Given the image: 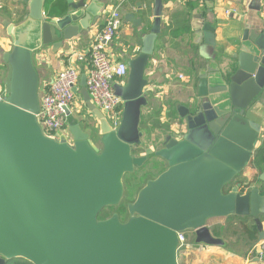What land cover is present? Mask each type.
Masks as SVG:
<instances>
[{
  "label": "water",
  "instance_id": "water-1",
  "mask_svg": "<svg viewBox=\"0 0 264 264\" xmlns=\"http://www.w3.org/2000/svg\"><path fill=\"white\" fill-rule=\"evenodd\" d=\"M23 1L29 6L24 21L4 23L11 50L1 63L7 73L0 100V264H180L179 234H189L198 246L223 247L211 223L230 218H253L264 240V174L244 193L235 185L264 131V13L244 26L239 51L228 56L232 63L221 68L209 58L196 98L176 106L185 134L137 155L144 145L142 112L150 105L145 75L162 31L163 0H154L153 24L128 62V78L111 82L124 104L119 125L114 128L91 102L82 74L73 92L88 111L83 119L97 127L82 130L67 109L68 138L61 132L50 137L39 122L35 55L49 46L57 53L97 24L102 5L67 0L64 15L50 19L47 0ZM153 158L167 169L126 206L129 220L123 223L117 214L100 220L106 209L123 204L125 177ZM250 264L264 261L256 257Z\"/></svg>",
  "mask_w": 264,
  "mask_h": 264
},
{
  "label": "crops",
  "instance_id": "crops-1",
  "mask_svg": "<svg viewBox=\"0 0 264 264\" xmlns=\"http://www.w3.org/2000/svg\"><path fill=\"white\" fill-rule=\"evenodd\" d=\"M61 1L67 9V0ZM79 1L74 0V2ZM91 1L87 0V2ZM96 1L102 5V17L97 24L91 25L88 30H83L77 37L65 42L57 53H53L51 46L36 53L35 64L41 75V96L46 93L61 70L76 63L77 56L87 57L84 62L75 64L79 67L81 75L89 72L88 56L93 40L117 8L121 12L123 24L117 37L106 45V52L113 62H123L127 65L130 60L138 56L143 46V38L150 32L153 24L154 0ZM163 4L162 31L156 40L155 51L145 75L150 82L146 90L150 105L143 109L141 131L144 133V138L150 139L158 135L165 143L168 136L178 139L185 134L186 128L183 120L178 116L176 106H190L191 99L196 98L199 74L207 68L208 59L213 57L217 62L216 65L221 68L232 63L228 56L239 51L244 26L249 22L252 24L259 14L264 13L262 12L264 0H163ZM24 12L25 16L22 17ZM28 12L29 6L23 0H0L2 82L7 73L3 71L5 67L1 64L2 56L3 53L11 50V45L8 44L11 40L4 23L19 24L24 21ZM204 26L208 28L206 31ZM78 100L73 110L74 117L80 120L82 130L96 131L97 123L83 119L89 116L88 111L81 96H78ZM160 117L164 120L163 124H150L153 118ZM61 134L69 137L68 125L66 131ZM259 175L258 170L249 167L236 180L235 185L243 186V182L246 184L253 182ZM242 176L244 179H241ZM254 184L255 182L251 186ZM248 219L256 227L254 219L250 217ZM238 220L225 219L211 223L213 235L223 238L226 242L225 246H198L194 244V238L190 237V247L187 251H191L190 248L200 249L201 253L208 257L205 259L208 263L214 255L216 256V252L228 249L236 254L227 253L237 260V264H250L257 257L258 244L264 240L258 241L254 247L250 246L246 237H242L241 243L237 242L238 234L242 230ZM261 222L264 231V216L261 217ZM182 258L186 262L189 259V252Z\"/></svg>",
  "mask_w": 264,
  "mask_h": 264
},
{
  "label": "built area",
  "instance_id": "built-area-1",
  "mask_svg": "<svg viewBox=\"0 0 264 264\" xmlns=\"http://www.w3.org/2000/svg\"><path fill=\"white\" fill-rule=\"evenodd\" d=\"M122 24L121 12L117 8L96 34L88 56L90 70L87 73V90L91 102L108 117L114 128L120 123L124 104L122 99L115 95L111 82L124 83L129 75V67L123 62H113L105 47L117 37ZM86 58L84 55H79L75 61L81 63L87 60ZM76 63L61 70L56 80L41 96L39 122L45 133L53 138H57L58 132L66 131V110L72 112L74 110L73 105L78 95L73 92V89L79 87L81 77ZM4 96L5 93L0 91V100ZM179 239L182 245L181 250L190 247L187 234H179ZM257 257L264 261V242L257 246Z\"/></svg>",
  "mask_w": 264,
  "mask_h": 264
},
{
  "label": "rangeland",
  "instance_id": "rangeland-1",
  "mask_svg": "<svg viewBox=\"0 0 264 264\" xmlns=\"http://www.w3.org/2000/svg\"><path fill=\"white\" fill-rule=\"evenodd\" d=\"M8 44L11 45V41H8ZM3 71L6 72L7 68L6 67L3 68ZM1 79L2 78H0V91L5 93V87ZM78 96L73 105V109H74L76 102L77 103L79 102V100L77 101ZM162 119L163 118L161 117L153 118L151 121L152 123L150 124H153V123H156L157 125L163 124L164 120ZM143 142H144V145L137 151V155H145L146 152L156 151L162 148L164 145L163 143L164 140L162 138H159L158 135L152 138L150 137V139L143 138ZM166 169H167V164L164 161L153 158L143 168L137 169V171L134 174L127 175L125 177L126 197H125L123 204L120 207L106 209L105 213L100 214L99 219L100 220L106 219L112 216L113 214H117L119 215L120 220L123 223H126L129 220V216L126 211V206L136 199L138 191H140V189L144 187L147 181L157 178ZM243 177L244 176H242L241 179H244ZM233 246H236V245H233ZM190 249L192 250L187 251V249L185 248L182 250V253H181L182 256L189 252V259L185 262L183 258L182 259L180 258L179 259L180 264H206L207 263L205 259L208 257L203 255L200 249L198 248L196 249L190 248ZM228 252L232 253L233 255H236L232 250H228V249L220 250L219 252L215 253L216 256L214 255V258L209 260L207 264H237V260L234 257L227 255Z\"/></svg>",
  "mask_w": 264,
  "mask_h": 264
},
{
  "label": "trees",
  "instance_id": "trees-1",
  "mask_svg": "<svg viewBox=\"0 0 264 264\" xmlns=\"http://www.w3.org/2000/svg\"><path fill=\"white\" fill-rule=\"evenodd\" d=\"M46 11H47V16L50 19H58L61 18L65 11H66V6L63 5L61 0H47L46 4ZM25 16V12L22 14V17ZM264 166V139L262 140L259 148L257 149L253 161L250 165L252 169L258 170L259 174L262 175L264 174V171H262V167ZM260 175L253 181L249 183L243 182V192L248 189L252 183H256L259 180ZM230 189L226 190V192H229ZM236 219L238 220V224L242 227V230L240 234H238L237 237V242L241 243L242 237H246L247 240L249 241V244L251 247H254L258 241H259V232L256 227L253 226V224L250 223L248 218H230V220ZM9 264H30L27 261L23 260H14L11 261Z\"/></svg>",
  "mask_w": 264,
  "mask_h": 264
},
{
  "label": "flooded vegetation",
  "instance_id": "flooded-vegetation-1",
  "mask_svg": "<svg viewBox=\"0 0 264 264\" xmlns=\"http://www.w3.org/2000/svg\"><path fill=\"white\" fill-rule=\"evenodd\" d=\"M172 137V136H171ZM187 237L190 238L191 236L189 234H187Z\"/></svg>",
  "mask_w": 264,
  "mask_h": 264
}]
</instances>
